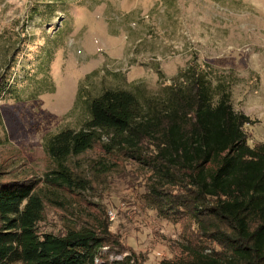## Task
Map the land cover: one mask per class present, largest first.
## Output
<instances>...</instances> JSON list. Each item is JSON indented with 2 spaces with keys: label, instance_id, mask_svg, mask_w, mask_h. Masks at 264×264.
<instances>
[{
  "label": "rangeland",
  "instance_id": "rangeland-1",
  "mask_svg": "<svg viewBox=\"0 0 264 264\" xmlns=\"http://www.w3.org/2000/svg\"><path fill=\"white\" fill-rule=\"evenodd\" d=\"M49 2L0 0V76L11 85L0 97V180L43 179L55 169L46 141L65 128H82L89 98L121 88L143 101L161 99L194 63L214 85L224 82L235 111L251 118L249 143H264V0ZM68 164L92 188L73 192L40 183L51 197L42 231L108 220L122 244L105 247L99 259L132 251L141 264H192L182 248L187 223L165 218L145 193L156 174L150 159L96 143Z\"/></svg>",
  "mask_w": 264,
  "mask_h": 264
},
{
  "label": "trees",
  "instance_id": "trees-1",
  "mask_svg": "<svg viewBox=\"0 0 264 264\" xmlns=\"http://www.w3.org/2000/svg\"><path fill=\"white\" fill-rule=\"evenodd\" d=\"M53 2L61 0L48 4ZM181 74L161 99L143 101L121 88L89 98L84 126L46 141L55 169L43 179L0 180V264H141L132 251L99 259L105 247L122 244L108 220L60 233L40 229L51 197L39 184L73 192L92 188L68 160L96 143L110 153L125 150L152 161L156 174L145 193L165 218L187 223L182 248L192 264H264V143H249L251 118L235 111L224 82L214 85L198 63ZM0 77L2 97L11 85L8 76Z\"/></svg>",
  "mask_w": 264,
  "mask_h": 264
}]
</instances>
